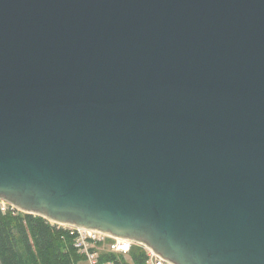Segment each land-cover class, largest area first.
Listing matches in <instances>:
<instances>
[{
  "label": "water",
  "instance_id": "1",
  "mask_svg": "<svg viewBox=\"0 0 264 264\" xmlns=\"http://www.w3.org/2000/svg\"><path fill=\"white\" fill-rule=\"evenodd\" d=\"M0 200L264 264V0H0Z\"/></svg>",
  "mask_w": 264,
  "mask_h": 264
},
{
  "label": "trees",
  "instance_id": "2",
  "mask_svg": "<svg viewBox=\"0 0 264 264\" xmlns=\"http://www.w3.org/2000/svg\"><path fill=\"white\" fill-rule=\"evenodd\" d=\"M71 231L8 206L0 211V264H88L86 252L76 246V232ZM91 242L88 252L96 253L95 264H145L146 254L139 245L131 247L128 261L107 249L110 238Z\"/></svg>",
  "mask_w": 264,
  "mask_h": 264
},
{
  "label": "built area",
  "instance_id": "3",
  "mask_svg": "<svg viewBox=\"0 0 264 264\" xmlns=\"http://www.w3.org/2000/svg\"><path fill=\"white\" fill-rule=\"evenodd\" d=\"M8 206L11 209H14L11 205L8 203L1 201L0 200V211H5L8 209ZM67 227L68 229L72 230V233L76 234L77 240H76V246L80 247L83 251L86 252L87 256V263L88 264H95L96 262V253H91L88 252V248L92 246L91 241H102L105 238H110L105 235L93 232V231H87V230H81V229H76L73 227L69 226H64ZM74 231V232H73ZM112 240L111 243L107 244V248L109 251L117 253V254H123L127 255L133 245H136L128 240L124 239H114L110 238ZM91 240V241H90ZM140 246V245H139ZM146 254V261L145 264H170L169 262L163 260L159 256H157L153 251L150 249L141 246ZM104 264H113V263H104Z\"/></svg>",
  "mask_w": 264,
  "mask_h": 264
},
{
  "label": "rangeland",
  "instance_id": "4",
  "mask_svg": "<svg viewBox=\"0 0 264 264\" xmlns=\"http://www.w3.org/2000/svg\"><path fill=\"white\" fill-rule=\"evenodd\" d=\"M107 249H108V248H107ZM124 256L126 257V259H127L128 261H130L128 256H126V255H124Z\"/></svg>",
  "mask_w": 264,
  "mask_h": 264
}]
</instances>
